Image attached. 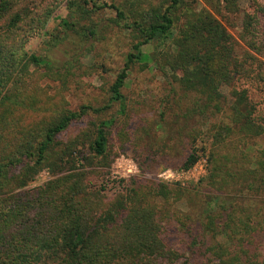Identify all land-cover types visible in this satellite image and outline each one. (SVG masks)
I'll use <instances>...</instances> for the list:
<instances>
[{
  "label": "trees",
  "instance_id": "obj_1",
  "mask_svg": "<svg viewBox=\"0 0 264 264\" xmlns=\"http://www.w3.org/2000/svg\"><path fill=\"white\" fill-rule=\"evenodd\" d=\"M203 1L207 5L192 10L186 8L185 0H130L127 6L116 1L69 0L70 16L62 20L65 34H52L48 43L59 46L74 31L77 37L74 45L82 46L97 38L100 26L111 24L132 32L131 50L110 87L111 101H119L120 112L124 114L126 102L122 88L131 64L144 57V45L172 37L175 50L161 53L158 63L171 71H181L179 81L175 79V82L187 91L202 93L205 101L212 104V100L222 95V87L232 85L234 74L236 78L245 70L243 61L236 55L232 34L214 11L220 12L222 8L236 11L241 0ZM107 7L113 8L116 15L108 20L97 19L96 13ZM182 7L185 8L183 24L173 35L176 12ZM20 8H16L14 0H0V264H162L178 260L180 255L164 235L166 213L153 197L163 195L167 200L173 191L179 199L184 195V188L179 185L161 187L157 183L149 192L135 187L108 197L102 188H91L87 182L89 171L81 170L53 178L33 197L25 199L26 195L20 192L44 166L53 169L67 163L75 166L76 153L86 145L90 153L86 160L94 163L98 158L97 164H100L107 156L109 130L114 124L113 119L94 122L63 148L55 150L58 135L86 110L68 108L63 95L55 100L61 92L51 95L41 81L47 77L66 85L81 53L76 51L70 59L58 64L49 57L25 51L16 35L25 19ZM246 16L243 38L247 37L253 51L260 52L264 45V6L259 5L256 12ZM43 30L38 29V33L50 34ZM258 61V76L264 84V61ZM233 99V126H220L214 131L215 146L227 142L232 132L246 136L264 131V125L254 117L257 109L247 92L235 88ZM200 101L198 97L197 105ZM208 103L205 106H210ZM51 107L58 116L40 134V140L36 137V144L20 142L16 152L9 151L12 136L24 133L21 128L14 129L20 115L26 109ZM216 108L220 106L217 104ZM195 110L204 112L207 108ZM211 157H215L213 152ZM25 159H29L28 163L15 175L13 169ZM197 161L194 148L184 168H190ZM210 179L212 184H220V190L229 188L243 197L263 191L264 148L258 151L254 167L238 163L225 173L222 166H215ZM220 207L223 215L220 223L214 210H210L201 225L205 233L216 232L207 244V262L264 264L263 258L252 257L248 249V240L257 231L256 223L249 221L253 206L237 202L226 210L222 204ZM257 223L262 225L261 221ZM218 234L225 235L229 244L217 240Z\"/></svg>",
  "mask_w": 264,
  "mask_h": 264
},
{
  "label": "rangeland",
  "instance_id": "obj_2",
  "mask_svg": "<svg viewBox=\"0 0 264 264\" xmlns=\"http://www.w3.org/2000/svg\"><path fill=\"white\" fill-rule=\"evenodd\" d=\"M68 1L14 0L16 8L22 7L20 9L25 14L16 35L25 51L49 57L58 64L70 59L76 51L81 53L77 66L73 68L74 74L69 76L66 85L61 80L54 81L47 77L41 81L51 95L62 93L54 97L55 100H60L63 95L68 108L79 111L83 107L86 110L82 117L74 120L58 135L55 150L63 148L92 123L113 119L114 124L109 130L108 153L100 164H97L98 158L92 163L91 160H86L90 154L86 145L76 153L75 166L70 163L56 169L44 166L34 180L20 190L29 196H24L25 199L36 195L53 178L81 170L89 171V186L102 188L108 197L135 187L149 192L157 183L161 187L164 184L179 185L184 188V195L179 199L173 191L168 194L167 200L163 195L153 197L158 207L161 210L163 208L166 213L167 231L164 235L180 255L178 260L164 261L162 264H180L184 261L188 264H211L206 258L209 256L207 244L213 240L216 232L205 233L201 225L210 210H214L215 218L220 223L223 216L220 204L226 210L237 202L253 206L249 221L256 223L257 231L248 240L249 254L264 259V190L243 197L229 188L220 190V184L214 185L210 179L215 166H222L225 173L226 170L237 167L238 163L254 167L258 151L264 148V131L260 135L246 136L232 132L227 136V142L221 146H215L212 138L214 131L220 126H233L231 105L235 88L247 92L257 109L254 117L264 125V84L258 76V60L264 61V45L260 52L253 51L246 41L247 37L243 38L247 13L256 12L259 5L264 6V0H241L236 11L223 8L220 12L214 11L232 34L236 55L243 61L245 70L236 78L234 74L232 85L222 87V95L212 100V104L205 101L206 97L202 93L200 95L196 91H187L175 82V79L179 81L181 71H171L158 63L161 53L175 50L171 37L168 40H153L144 45V57L131 64L122 88L126 102L124 114L120 112L119 101H111L110 87L124 67L132 47L133 33L111 24L100 26L102 29L97 38L90 39L81 47L73 43L77 39L74 31L59 46H51L48 42L52 34H65L62 20L70 16ZM100 1H116L126 4L125 6L130 3V0ZM185 1L186 8L192 10H199L207 5L203 0ZM184 11L185 8L182 7L176 12L173 35L182 27ZM115 15L116 11L107 7L98 11L95 17L108 20ZM38 29H44V33L47 30L50 34H39ZM198 97H201L200 105L196 103ZM206 103L210 106H205ZM216 103L220 109L216 108ZM41 105L44 106L45 103L42 101ZM197 107H206L207 110L196 111ZM55 111L54 107L26 109L14 124V129L21 128L24 133L12 136L8 150L16 152L20 142L36 144L35 138L40 140V134L58 116ZM194 148L197 150L198 161L190 168H184V163ZM212 152L215 154L214 158L211 157ZM28 161L29 159H25L24 163L13 169V173L17 175ZM217 240L229 244L223 234H218Z\"/></svg>",
  "mask_w": 264,
  "mask_h": 264
}]
</instances>
